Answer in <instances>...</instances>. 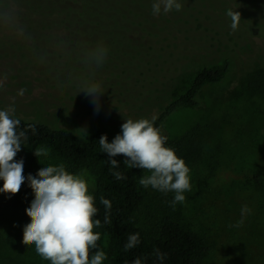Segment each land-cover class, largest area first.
Wrapping results in <instances>:
<instances>
[{"label":"trees","instance_id":"obj_1","mask_svg":"<svg viewBox=\"0 0 264 264\" xmlns=\"http://www.w3.org/2000/svg\"><path fill=\"white\" fill-rule=\"evenodd\" d=\"M107 1L109 2V0H5L9 13L23 24L26 31L23 36L28 38L7 42L8 45L4 47L7 46L6 49L13 50L11 54L18 58V63H21L20 69L34 67L46 78L58 84L59 82L68 83L74 79V76L82 74V71L65 67L58 58L70 57L77 51L95 52L98 49L92 43L98 42L100 37L84 39L80 36L75 38L69 36L73 26H80L83 19L87 20L96 14H100L102 19L114 21V26L119 29L120 44L128 51L148 44L150 40L148 36L154 35L158 25L159 27L160 25L168 26L167 31L171 32L174 28L170 24H173L174 19L179 20L181 25L186 24L188 27L185 26L184 29L178 27L174 32L178 38L175 45L181 46L180 51L173 52L177 62L183 55L191 57L198 53L199 55L206 53L213 44L238 45L249 38L253 27H256L257 33L264 37V0H178L182 4L180 11L173 9L165 14L161 10L158 15L153 14L154 0H139L140 4L145 5L149 9L148 12L152 14V19L145 17L139 22L135 20L127 22L123 13L121 16L119 14L121 7L111 3L106 6ZM110 1H114V4L120 2V0ZM107 9L113 12L112 15H103L105 12L103 10L107 11ZM229 9L241 14L239 26L235 32L231 28V18L227 15ZM84 33L92 34L88 31ZM135 34H139L141 39L147 40V43L144 44V41L138 43L139 40L136 39ZM34 41H38V44ZM0 44H2L1 41ZM105 55L107 56L104 61L107 65L110 62L114 66L119 65L121 57L119 61L117 58L121 55L120 53L117 57L115 50H106ZM174 59L167 65L166 62L162 63L159 70L163 71L164 66H174ZM230 64L229 57L218 64L203 61L188 74L182 75L185 76L184 80L181 78L179 83L181 85L175 87L172 99L150 120L160 134L167 138L166 146L172 148L176 155L188 165L201 161L203 145L206 141L216 143L227 122H224V119L221 122L215 121L217 120L215 117L214 120L207 118L203 123L197 122L192 125L176 139L165 132L164 124L172 113L181 108L201 107L202 91L220 83L227 75ZM43 75L41 77H44ZM156 75L153 79L161 76L159 73ZM241 79L240 87L235 88L229 96L243 97L253 101L252 104L255 103L256 98H264V63L247 70ZM59 85L62 86V84ZM36 103L41 109L39 116L27 118L17 113L12 116L13 119L20 120L17 132L22 130L26 132L27 139H22L21 142L27 146L47 149L64 164L69 173L85 170L92 175L91 195L98 209L93 219L101 221V226L95 227L94 230L102 233L106 241L105 264H132L136 258H140L142 264H198L201 262L208 254L211 245L207 237L198 231L187 228L180 220L169 215L163 216L151 230L138 223L137 213L148 193V188L139 183L144 177L145 169L128 167L122 155L115 157L119 167L110 168L109 157L99 145V138L102 135H106L109 142L114 139L106 127L96 124L90 134L83 136L66 125L52 124L43 113L44 103L42 101ZM64 110L66 112V108ZM30 124L35 125L34 133L28 128ZM250 135V140L256 139L253 132ZM225 148L229 150L227 143ZM257 158L261 161L256 163ZM245 162L252 167H246V165L244 168ZM223 164L233 166L232 171L231 168L223 166L224 169L228 168L231 177L246 176L249 188L256 191V187L264 181V146H257L243 161L238 160L237 171L234 170L235 162L232 159L225 160ZM113 171L121 172L126 178L117 180L112 174ZM246 187L241 185V191L244 192ZM101 196L111 201L112 207L107 212L110 221L108 223H105L106 209L100 203ZM238 198L240 208L224 206L225 202L222 200L215 198V201H212L209 198L207 202L209 221L221 225L226 237L227 249L230 248V244L234 246L231 248L232 252L235 251L237 254L234 264H264V206L260 210V205L257 208V204L249 202L246 195H238ZM244 206H247L249 211L242 214L241 210ZM241 221L242 223H239ZM135 233L139 234L140 242L136 247L126 251L124 245L128 236ZM0 236L2 237L0 240L4 241H0V264H33L32 260L39 258L34 245L22 243L23 236L8 238L1 232ZM157 249L166 254L163 261L157 259L155 255Z\"/></svg>","mask_w":264,"mask_h":264},{"label":"rangeland","instance_id":"obj_2","mask_svg":"<svg viewBox=\"0 0 264 264\" xmlns=\"http://www.w3.org/2000/svg\"><path fill=\"white\" fill-rule=\"evenodd\" d=\"M110 3L121 7L119 14L121 16L123 13L127 22L131 20L139 22L145 17L152 19L149 9L141 5L139 0H120L119 4L109 0L106 6ZM8 9L5 0H0V41L2 42L0 44V83H2L0 110L11 107L14 113L21 116L37 117L41 109L36 102L42 101L44 103L42 110L47 120L57 126L66 125L83 136L90 134L96 124L106 127L115 137L121 133V125L125 120H151L172 99L175 87L181 85L179 84L181 78L184 80L185 76L182 75L188 74L203 61L218 64L226 57L231 59L225 78L220 83L202 91L201 107L181 108L172 113L164 124L165 132L176 139L192 125L197 122L203 123L207 118L214 120L215 117L217 119L215 121L221 122L224 119V122H227L216 143L205 142L201 161L190 165L186 163L190 170L191 190L184 193L185 201L173 206L171 202L174 199V192H162L148 186L147 196L137 213V221L142 227L151 230L163 216H172L180 220L187 228L207 237L210 242L211 248L208 254L198 264H234L233 262L237 259V254L231 249L234 246L230 244V248L227 249L226 237L221 225L209 221L207 202L209 198L212 201L218 198L225 202L224 206L240 208L238 195H246L249 202L257 204V208L260 205V210L264 206V181L256 187V191L251 190L246 176L231 177L228 168L232 171L233 166L223 164L230 158L235 162L234 170L237 171L238 160L243 161L257 146H264V98H256L255 103L252 104L253 101L243 97L229 96L235 88L240 87L241 78L247 70L264 63V37L257 33L256 27H253L249 38L238 45L213 44L206 53H200V55L198 53L191 57L183 55L178 63L174 59L173 52L180 51L181 46L175 45L178 38L174 32L178 27L181 29L188 27L186 24L181 25L179 20L174 19L173 24H170L174 28L171 32L167 31L168 26L160 25V28L158 25L154 35L150 36L151 38L148 36L150 39L148 44H146L147 40L135 34L136 39L139 40L138 43L144 41L146 45L128 51L120 44L119 29L114 26V21L102 19L100 14H96L87 20L83 19L80 26H73L69 36L74 38L80 36L84 39L100 37L101 39L98 42L94 41L92 45L106 50H115L117 57L120 53L117 60L121 57L119 59L121 63L116 60L119 65L114 66L111 62L107 65V62L103 60L102 63L97 64L94 52L77 51L70 57L58 59L65 67L82 71L81 76H74V79L68 83L55 84L54 80H49L34 67L20 69L21 63H18V58L11 54L13 50L6 49L7 46L4 47L8 45L7 42L28 38L23 36L26 32L23 24L12 17ZM103 11V15L113 13L109 9ZM84 31L92 32V34L84 33ZM32 35L35 36V34ZM34 43L38 44V41ZM40 43L44 45L43 42ZM232 46H234L233 49ZM73 56L78 58H71ZM172 59L175 60L174 66H164L163 71L159 70L162 63L166 62L167 65ZM74 73L78 74V72ZM158 73L161 76L158 75L157 79H153ZM89 74L90 76H87ZM93 85H99V90L102 92L98 98V107L92 96H86L84 91H81ZM21 89L25 90L23 95H19ZM252 132L256 139L250 140ZM226 143L229 150L225 148ZM37 148L43 147L22 144L21 151L14 158L15 160L23 159L25 177L30 173L35 176L42 167L63 164L49 152L47 156H35L34 151ZM258 161L261 159L257 158L256 163ZM223 166L228 168L224 169ZM245 166L252 167L246 162L243 164L244 168ZM73 174L85 179L88 192L91 194L92 175L85 170ZM150 174L148 170H144V177ZM256 181L259 182L257 179ZM241 185L247 186L244 192L240 189ZM2 186L3 180H0V187ZM33 198L34 194L27 179L18 193L14 195L0 193V232L5 237L23 236L24 225L30 222L25 209L30 206ZM105 247L104 235L100 233L98 248L105 252ZM94 253V249L90 250V258ZM32 263L51 264L40 255L35 261L33 259ZM102 264H105V260Z\"/></svg>","mask_w":264,"mask_h":264},{"label":"clouds","instance_id":"obj_3","mask_svg":"<svg viewBox=\"0 0 264 264\" xmlns=\"http://www.w3.org/2000/svg\"><path fill=\"white\" fill-rule=\"evenodd\" d=\"M181 8L182 4L178 0H154L153 14L158 15L161 10L167 14L173 9L180 11ZM227 15L231 18V28L235 32L241 14L229 9ZM105 53L104 48L94 52L97 64L103 62ZM24 91L21 89L19 95H23ZM81 91L86 96H92L98 107V98L102 94L99 85ZM13 114L14 109L11 107L0 110V180H3L0 193H18L25 179L32 189L34 198L25 209L30 222L24 225L22 243L34 245L36 252L51 264H102L106 253L98 248L100 233L93 231L95 227L101 226V221L93 219L98 209L94 205V197L88 192L85 179L66 171L63 164L42 167L35 176L30 173L25 177L23 159L14 158L21 151L22 139L27 137L25 131L17 132L20 120L13 119ZM28 128L33 133L36 131L35 125L30 124ZM166 139L149 119H128L122 123L121 133L111 142L106 135H102L99 145L109 157L111 169L119 167L115 157L122 155L128 167L148 170L151 174L142 177L139 183L162 192H174L171 203L175 206L176 203H183L186 199L184 193L191 190L190 170L185 161L166 146ZM34 155L47 156L48 150L37 148ZM112 174L117 180L126 178L119 171H113ZM100 203L105 206V223H108L107 212L112 207L111 201L101 196ZM241 211L243 214L249 209L244 206ZM139 242L138 233L130 234L124 249H132ZM92 249L95 253L90 258ZM155 255L161 261L166 256L158 249ZM132 264H142V261L136 258Z\"/></svg>","mask_w":264,"mask_h":264}]
</instances>
